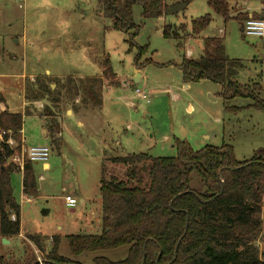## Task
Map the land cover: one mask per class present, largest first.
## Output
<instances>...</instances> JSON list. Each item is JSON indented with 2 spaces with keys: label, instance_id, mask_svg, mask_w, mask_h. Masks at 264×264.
<instances>
[{
  "label": "rangeland",
  "instance_id": "1",
  "mask_svg": "<svg viewBox=\"0 0 264 264\" xmlns=\"http://www.w3.org/2000/svg\"><path fill=\"white\" fill-rule=\"evenodd\" d=\"M176 1H185L186 7L176 15H166L165 21L143 20L141 8H133V22L138 27L134 41L143 48L139 64L149 61L141 68L149 88L143 84L114 88L119 86V80L112 79V87L103 94L101 112L91 114L88 121L93 128L96 121L103 122L105 131L89 134L86 127L78 124L77 118H72L65 123L62 146L58 151L43 138L34 115L24 117L25 131H22L26 147H51L48 172L41 169V163L32 164L39 194L46 198L28 205L22 195L21 174L10 176L14 199L23 214L24 231L44 234L62 226V234H66L73 229L78 232L79 227L75 224L83 225L89 218L94 225L100 223L99 217L92 214L94 209L98 210L101 178L124 177L122 166H111L106 162L103 164L106 175L102 173V153L97 142L101 136L109 142L111 149L106 148V151L113 156L146 153L154 158H172L177 153L174 139L187 141L194 151L207 145L219 147L227 143L233 147L237 160L250 159L264 149V109H248L251 101L236 99L229 106L244 109L236 115L225 114L222 102L216 96L220 89L218 85L204 81L190 83L189 88L184 89L177 67L183 56L191 53L197 58L201 55L204 39L220 37L226 56L241 63L234 78L236 82L257 85L258 96L264 100V38L245 36L241 31L245 19L242 22L236 20L247 14L245 7L264 17V0L249 1L245 6L234 8L233 2L230 3L233 10L227 21L213 14L205 0H167V3L171 5ZM205 15L211 17L210 25L198 37L187 39L184 49L177 48V41L162 37L163 26L186 24L189 30L192 20ZM109 27L110 20L99 13L97 0H0V99L3 98L16 113H22L21 101L17 99L22 79L15 80L9 75H24V83L30 91L37 81L46 87L52 84L54 89L55 84L64 86L66 83L68 87L83 83L84 78L100 76L106 58L121 81H130L138 50L129 47L128 35L108 30ZM68 77H71L69 83L65 79ZM143 87L149 95L148 102L134 96L133 90H144ZM150 89L154 93H150ZM189 104L193 107L190 112L187 110ZM82 122L86 123L84 119ZM67 194L77 201L74 212L64 205ZM47 199L50 200L48 204L45 203ZM81 199L88 200V204L82 205ZM93 227L95 231L96 227ZM261 235L264 236V222ZM44 238L49 246L50 238ZM48 246H45V252ZM259 246L264 249V237ZM127 249L124 246L72 257L65 236H61L59 254L78 264H91L94 258L121 261ZM1 251L11 254L18 263L23 261L24 251L32 253L38 263L44 258V253L37 251L25 235L12 238V243Z\"/></svg>",
  "mask_w": 264,
  "mask_h": 264
},
{
  "label": "trees",
  "instance_id": "2",
  "mask_svg": "<svg viewBox=\"0 0 264 264\" xmlns=\"http://www.w3.org/2000/svg\"><path fill=\"white\" fill-rule=\"evenodd\" d=\"M205 1L223 21L231 17L232 2H263ZM97 6L102 17L110 20L107 29L128 35L129 47L137 48L135 66L141 69L149 64L148 60L139 64L143 48L134 41L138 27L133 22V8H141L143 20L159 19L167 15V0H97ZM247 15L236 20L245 22ZM251 18L260 19L254 14ZM210 23L211 17L205 15L192 20L189 30L186 24L165 25L162 37L177 41V48L184 49L187 39L201 35ZM240 66L239 61L226 56L220 37L204 39L199 57L183 56L177 65L182 84L207 81L219 86L216 96L222 102L223 113L236 115L244 109L229 106L236 99H247L251 103L246 108L261 111L264 100L258 96V86L241 85L234 79ZM102 69L104 79H114L107 58ZM45 91L50 89L46 87ZM50 113L49 142L59 151V127ZM22 121L20 114L4 111L0 113V131L16 135L22 129ZM7 137L3 135L0 141V264H39L28 251L23 252L20 263L1 251L5 247L1 239L11 241L18 237L21 223L20 206L10 183L11 174L17 170L8 163L18 150L6 143ZM173 144L177 153L172 158L139 153L108 159L110 164L123 167L124 177L101 178V232L65 236L72 257L126 246L123 260L94 258L91 264H264V250L257 245L264 222V149L250 159L237 160L233 147L227 143L219 147L207 145L198 151L185 140L174 139ZM106 172L102 165V173ZM21 185L24 195H38L31 163L24 165ZM25 239L44 253L43 264H78L60 256V236L49 239L46 252V238L40 234H26Z\"/></svg>",
  "mask_w": 264,
  "mask_h": 264
},
{
  "label": "crops",
  "instance_id": "3",
  "mask_svg": "<svg viewBox=\"0 0 264 264\" xmlns=\"http://www.w3.org/2000/svg\"><path fill=\"white\" fill-rule=\"evenodd\" d=\"M245 4H246V2H244L242 4H239V3L233 4V8L238 7L240 5L245 6ZM245 12H247L248 17H251L254 14V15L259 16L260 19L264 20L263 15H259L258 13L255 12V10H253L251 12L248 10L247 7H245ZM161 19L165 21V17L159 18L158 20H161ZM241 29H242V25H241ZM188 52L190 53V51H188ZM186 58L196 59V58L192 57L191 53L189 56L186 55ZM114 74H115L114 81L119 80V86L118 85L114 86V88H120L122 86L124 88H126L127 86H131V87L133 86L134 87V86H139L140 84H143V86L148 87L147 83H146L147 79H146L144 73L142 72V69H138L137 67L135 68V71L132 74L130 81H128V82L126 80L121 81L119 79V77L116 75V73H114ZM179 74H180V71H179ZM46 76L48 79H50V75L48 74V72H46ZM9 77L14 78L15 80L22 79L21 81L23 82L22 88L20 89V93L17 94V99H19L21 101L20 109L23 110L22 113H16L15 109H13L11 106L7 105L6 101L3 98L0 99V113L7 111V112L13 113V114H20L22 116V120H23L21 131L19 133H17L16 135H11V136L8 135V137H7V141H8V139H11V141L13 143L12 148H15L16 150H20V148L26 147V145H25L26 139L23 136V131H22V130L25 131V129H23L24 117L31 116V115H34L32 117H35L37 119L43 138L47 141H50V139H49L50 116H49L48 112L49 113L51 112L50 114L53 115V117L56 120V123L59 127V133L57 134V137L59 138V140L61 142V146H62V133H63V130L65 129V123L67 121L72 120V118H77L78 124L82 128L86 127L89 134H96L97 131L99 132L100 130L105 131V124L103 122H97L96 121L95 122V128L88 125V121L91 119L90 118L91 114H96V113L101 112L102 98H103L104 92L108 88L112 87L111 81H113V80L112 79H104L103 69L101 70L100 76L84 78L82 80H85V81L83 83H78V84L76 83L77 85L74 83L73 85H70V86L68 85V87H67L66 83L64 84V86H61V84H59V85L55 84L56 87L54 89V85L49 84V86H48V88L50 89L49 92L45 91L46 86L43 84V82H38V81H37V83L33 84L34 86L32 87V90L30 91V88L24 83V78H23L24 75H22V74H13V75H9ZM180 77H181V74H180ZM69 78H71V77L65 78V79H67L66 82H68V83L71 81ZM88 80H90V81L87 83ZM92 80H94V82ZM202 82H204V81H202ZM106 83H108L110 85L107 86ZM143 88L145 90V87H143ZM183 88L188 89L189 85L183 84ZM168 90H169V88H168ZM150 93H154V90L150 89ZM44 98H46V99H44ZM130 106L133 108L132 104H130ZM187 110H188V112H190L193 110V107L189 104ZM82 119H84V121L86 122L85 124H84V122H82ZM204 138H207V136H205ZM2 139H3V135H2V132L0 131V141ZM97 142H99L100 148H101V153H102L101 163H102V165L105 162L109 163L108 159H110L112 157H117V155L113 156V155L108 154V152L106 151V148L111 149V147H109L110 145L108 146L109 142H106L102 138V136L100 137V140ZM49 146H50V144H49ZM17 148H19V149H17ZM49 148H51V147H49ZM31 164H34V163H31ZM41 169L44 172H48L50 170L49 162L47 161L45 163H41ZM16 170H17V172H14V173H20L21 174V182H22V171H20L17 168H16ZM38 178L40 181H42L41 175H39ZM21 190H22V185H21ZM39 192H40V189H38V195L36 197H28V196L23 194V191H22V195H23V197H25L27 204L32 205L38 199L46 198V196H44V195L40 196ZM66 196L72 197L71 195L67 194L64 196V198ZM49 201L50 200L47 199V200H45V203L48 204ZM63 201H64V199H63ZM97 201H98V210H97V208H96V210L94 209L95 213L92 215H96L97 218L99 217V219H100V216H101V200H97ZM97 201L95 202L96 205H97ZM80 203L82 205H87L88 200L81 199ZM64 205H65V201H64ZM68 209L70 212L75 211V208H68ZM43 213L47 214V211L44 210ZM22 217H23V214L20 211V222L22 220ZM99 221L100 220H98V222ZM75 226L79 227L78 232L74 231V229H73L69 233H66V234L63 233L64 234L63 235L62 234L63 227L62 226H56L53 230L51 229L50 231L49 230L45 231V233L42 234L41 232H30V231L26 232L22 229V223H20V234L19 235L24 236L26 234H40L43 237L52 238L53 236H60L61 237V236H69V235H98L101 232L100 223L97 225H94V221L92 220V218H89V220H86V223L83 225L82 224H78V225L75 224ZM93 226L96 227L95 231H94ZM262 237H264V236L262 235ZM260 241H261V239H260ZM260 241L257 243L258 246H259ZM11 243H12V240L9 241V244H11ZM4 246H7V245H4ZM45 246H48L46 244V242H45ZM49 247H50V240H49L48 250H49ZM48 250H46V251H48ZM261 250H264V249H262V246H261Z\"/></svg>",
  "mask_w": 264,
  "mask_h": 264
},
{
  "label": "built area",
  "instance_id": "4",
  "mask_svg": "<svg viewBox=\"0 0 264 264\" xmlns=\"http://www.w3.org/2000/svg\"><path fill=\"white\" fill-rule=\"evenodd\" d=\"M24 1V0H23ZM242 32L247 37H257L264 38V20L254 19L249 17L242 25ZM134 96L142 101L148 102L149 95L145 90L134 89ZM11 136V132L2 133V135ZM10 147L13 143L11 139L6 142ZM50 155V150L46 146H32V147H22L20 150L16 151L10 158L9 163L15 166L20 171L23 170L26 163H45L48 161ZM65 205L68 208H75L77 201L69 196L64 198ZM11 220H14V216H11ZM43 264V262H39Z\"/></svg>",
  "mask_w": 264,
  "mask_h": 264
},
{
  "label": "water",
  "instance_id": "5",
  "mask_svg": "<svg viewBox=\"0 0 264 264\" xmlns=\"http://www.w3.org/2000/svg\"><path fill=\"white\" fill-rule=\"evenodd\" d=\"M186 4L187 3L185 1H180V2L174 3L172 5H169L167 7V15H176L177 12L184 10V8L186 7ZM179 196H181V195H179ZM1 243H2V245H8L9 241L3 238V239H1Z\"/></svg>",
  "mask_w": 264,
  "mask_h": 264
}]
</instances>
